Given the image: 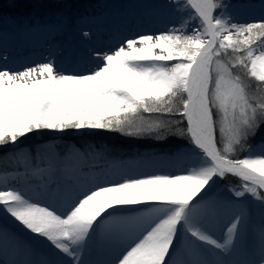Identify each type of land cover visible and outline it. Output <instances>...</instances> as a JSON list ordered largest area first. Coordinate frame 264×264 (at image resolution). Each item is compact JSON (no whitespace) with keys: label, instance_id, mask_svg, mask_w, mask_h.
Returning a JSON list of instances; mask_svg holds the SVG:
<instances>
[{"label":"snow or ice","instance_id":"1","mask_svg":"<svg viewBox=\"0 0 264 264\" xmlns=\"http://www.w3.org/2000/svg\"><path fill=\"white\" fill-rule=\"evenodd\" d=\"M38 2L14 0L13 6ZM48 2L63 6L68 0ZM172 7L187 17L179 28L125 38L110 53L97 54L102 66L94 70L58 72L54 61L22 70L0 65V150L17 149L22 138L42 130L159 137L163 125L142 114L175 111L186 121L178 134L188 139L191 165L180 174L99 180L64 198L51 189L53 177L67 175L66 162L86 158L91 149L47 158L20 150L24 175L47 176L44 187L55 203L0 185V214L44 240L59 258L11 264H89L83 259L89 242L118 247L113 260L100 264H264V221L258 244L248 250L252 258L230 259L245 215L214 192L218 179L238 177L240 189L230 191L254 198L264 210V148L255 152L250 143L264 132V18L232 23L222 0H174ZM190 22L196 26L186 32ZM251 82L260 96L249 95ZM125 206L139 208L117 214ZM221 211L232 213L222 242L211 232ZM9 246L24 257L36 255L0 224V251Z\"/></svg>","mask_w":264,"mask_h":264},{"label":"bare ground","instance_id":"2","mask_svg":"<svg viewBox=\"0 0 264 264\" xmlns=\"http://www.w3.org/2000/svg\"><path fill=\"white\" fill-rule=\"evenodd\" d=\"M147 1V2H146ZM168 2V1H167ZM145 0L141 2L136 0L126 8L118 6L103 5L84 13L81 18L75 21L70 27L59 24L60 18L53 20L39 21L31 23L29 26L24 24L12 25L10 21L0 22V65H4L15 70H22L23 67H30L40 63L54 61L57 71L85 73L102 66L100 61H92V54L110 53L125 38L137 34H155L165 31L169 28H179L181 22L187 19L185 13L172 7L173 3L151 4ZM227 15L232 23L240 20H258L264 18V0H237L227 4ZM196 24L190 22L185 31L190 32ZM87 33V35H85ZM20 49L26 51L23 55L18 53ZM8 54V55H6ZM67 56V60L64 57ZM5 59V61H4ZM264 148V143L256 144L254 151L258 152ZM188 149L185 148L168 155L155 149H145L142 152H128L129 155H121L119 159L112 157L88 156L79 159L74 155L68 160L67 166L70 169L67 175L58 173L53 177L54 185H51L53 191H58L64 198L74 196L78 191L99 180H119L122 177H140L153 174H180L185 168L190 167ZM12 150V149H11ZM22 146L14 149L16 163L14 167L0 170V185H6L22 190L27 196H30L42 203H55L49 197V189L44 187L48 177L41 179L39 176H25V168L19 161V151ZM55 155L63 157L60 150H55ZM51 154L42 153L41 156L47 158ZM6 164H10V160ZM44 165L42 164L41 167ZM34 177L40 182L35 187L26 180ZM33 179V178H32ZM37 188V189H36ZM220 199V198H219ZM224 202H230L242 208L245 215L244 224L241 226L242 236L237 246L236 252L230 259L235 261H244L251 259L249 248L253 244H258L259 230L262 221L258 220V211L250 210L245 200L235 203L229 199H220ZM155 204L158 202H150ZM139 208V206H125L117 214H131L129 209ZM240 208V209H241ZM139 210L143 211V208ZM230 211H221L212 219L211 232L214 238L221 242L224 238L226 226L231 217ZM3 224L12 232L17 240L32 248L36 255L33 257H24L19 254L15 248L9 246L6 251H0V264H11L14 260L25 258L37 259H58L53 254L49 245L34 234H29L21 229L17 223L6 216L0 214ZM255 217V220L253 219ZM32 241V243H31ZM118 247L115 245H101L99 242H89L88 247L83 252V259L89 264H100L108 262L115 258L118 253ZM209 259H219L220 257L209 256Z\"/></svg>","mask_w":264,"mask_h":264},{"label":"trees","instance_id":"3","mask_svg":"<svg viewBox=\"0 0 264 264\" xmlns=\"http://www.w3.org/2000/svg\"><path fill=\"white\" fill-rule=\"evenodd\" d=\"M99 0H68L63 6H57L54 3L48 2V0H42L38 3L30 4H18L14 5V0H0V18L4 15H11L17 20H35L39 17L44 18L46 15H54L55 13L63 12L67 14V17L73 14L80 13L83 9L91 8ZM122 1V0H121ZM231 0H222V3L227 4ZM242 38V37H239ZM235 71L244 75L243 68H237ZM246 83L249 82L245 77ZM252 87L248 89L249 94L253 92L259 96L261 93L256 90L255 82H251ZM175 105L180 104L177 98ZM143 117L148 121H155L163 125L161 129V135L158 137L155 132L151 135H127L125 133L111 131L107 129H83L78 132L75 129L65 130L61 132L59 136H56L54 140H58L57 149H64L71 144H78L80 146H87V143L94 145L97 148L105 152H112L115 154L128 153L134 149H141L144 147H156L158 149H175L181 147L183 144L188 143V139L185 136L178 134L179 130H183L186 125V121L183 120L175 111L169 113H143ZM139 117H137V120ZM47 130H42L37 133L45 134ZM35 134H32V138ZM264 138V132L257 135L253 140ZM31 145V142H30ZM3 155H0V163H3ZM223 186L226 185H241V180L238 177L228 175L222 181Z\"/></svg>","mask_w":264,"mask_h":264},{"label":"rangeland","instance_id":"4","mask_svg":"<svg viewBox=\"0 0 264 264\" xmlns=\"http://www.w3.org/2000/svg\"><path fill=\"white\" fill-rule=\"evenodd\" d=\"M150 2H152L151 4H158V3H162V4H169V3H174V0H148ZM168 1V2H167ZM101 2L103 3V7L106 8L108 5H110L111 7L112 6H118V4H122L123 1L121 0H101ZM147 2V1H146ZM98 3H96L94 6H97ZM88 11V10H87ZM67 14H64L63 12H60V13H55L54 15H46L44 18H41L39 17L38 19L35 18V21L38 22L39 19H44V20H48L50 17L51 18H57L59 17L60 18V23L59 24H62L63 26H67V20L70 21L71 17H73V21H77L81 18V16L83 15V13H81L79 16L78 14H73L72 16L70 15L69 18H66ZM53 16V17H52ZM11 22L12 25L16 24L14 22V20H12V18L10 16H2L0 18V22H5V20H7ZM259 20L261 19H258V20H249V21H243V20H240L238 21L236 24H245V23H248V22H258ZM25 21V20H24ZM73 22V23H74ZM71 22V24H73ZM187 32V31H186ZM92 61H99L96 57H92ZM249 95H252V96H259L257 93L253 92L252 94H249ZM176 103V101H175ZM137 123H139V119L137 120ZM78 132H80L81 130H77ZM61 134L60 131H57V130H47V132L45 134H40V133H37L36 135H34V137L32 138V134H29L26 138H22L20 144L17 146V147H20L22 146V151H24L25 153H28L30 152L29 150L31 149V152H33L34 154L37 152V151H41V154L45 153L43 150H47L49 153L51 154H54L55 155V151H53L52 149H55L57 148V144H58V140H54L56 136H59ZM30 142H31V145H30ZM252 144V142H251ZM253 145V144H252ZM254 146V145H253ZM256 146V145H255ZM254 146V147H255ZM70 148H75L77 149L78 147H76L75 144L71 145ZM84 148H88V149H91V156H95V157H108L109 155H111V153L109 154L108 152H105L103 150H101L100 148H96L94 147V145H90L89 143H87V146L85 145ZM12 148H7V149H2L0 150V155H3L2 158H3V164L0 163V166H4V164L6 163V160H10L12 162V164L14 165L16 163V158H15V153H14V149ZM69 149V148H68ZM113 158V157H112ZM116 159V158H115ZM220 179L217 180V183L216 185L214 186V192L215 194L217 195L218 198L220 199H229V200H232L234 201L235 203H237V201H241V200H245L246 203L248 204L249 206V209L250 210H256L258 211V220H264V210L261 209L260 207V204L258 201H256L254 198H251L250 196L246 195L245 197H235L234 196V193L233 191H230L232 189H235V190H239L240 187L238 186H233V185H226V186H223V185H218V182H219ZM27 183L29 184H34L35 187H39V185L37 184L38 182H40L39 179H35V178H31V179H28L26 180ZM241 208V207H240ZM242 209V208H241ZM255 220V217L253 218ZM3 219L0 217V224L4 225L3 224ZM22 229V228H21ZM32 243V241H31Z\"/></svg>","mask_w":264,"mask_h":264}]
</instances>
